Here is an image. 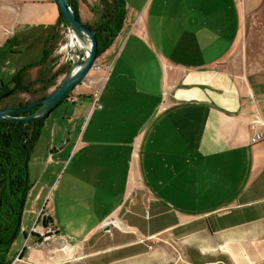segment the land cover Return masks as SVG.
Returning a JSON list of instances; mask_svg holds the SVG:
<instances>
[{
    "label": "crops",
    "instance_id": "obj_1",
    "mask_svg": "<svg viewBox=\"0 0 264 264\" xmlns=\"http://www.w3.org/2000/svg\"><path fill=\"white\" fill-rule=\"evenodd\" d=\"M52 2L0 0V86L25 65L30 80L52 73L64 48L78 45L67 37L39 63L46 41L63 32L59 12L52 30L26 38L25 19ZM124 2L122 28L95 59L102 70L71 90L69 155L52 160L63 152L55 136L68 128L56 123L44 167L31 164L32 195L55 166L44 213L58 232L29 246L28 259L34 248L45 260L59 242L92 262L171 264L175 243L198 264H264V71L241 76L229 65L246 15L264 0ZM75 3L84 23H98V0ZM255 132L263 136L251 142ZM114 218L120 225L105 231Z\"/></svg>",
    "mask_w": 264,
    "mask_h": 264
},
{
    "label": "rangeland",
    "instance_id": "obj_2",
    "mask_svg": "<svg viewBox=\"0 0 264 264\" xmlns=\"http://www.w3.org/2000/svg\"><path fill=\"white\" fill-rule=\"evenodd\" d=\"M56 10H57V7H56L54 2H52L51 4L50 3L47 4V6L43 5V4H40V6H36L34 8L35 15H30L29 17H27L25 19L26 22H29V24L25 28V30H27V31L24 30L25 38L27 36V33L31 37L33 34L40 32V30L45 28L46 26H47V29L50 28L52 30L55 23H56V21H55L56 20L55 19V11ZM245 20H246V24L244 27L242 39L240 41V45L238 46V49H237L236 53L234 54V56L232 57V59L230 60L231 62L229 64L231 70L236 72L237 74H239L241 76H244V74L248 71H264V2L262 3V5L259 9L248 13L246 15ZM66 33H67V29H64L63 32H61L60 37L58 39L54 40V42L52 43V45L50 47V52H51L50 54L55 53V55H56L57 50L60 49V46L67 43ZM70 49L71 48H69V49L64 48V50L66 51L65 56L69 57L70 55L71 56L74 55L73 54L74 49L73 48L71 50ZM31 55L32 54L27 53L24 56H31ZM64 59H66V58H64ZM64 59H62L63 62L61 61L60 65L66 64V60H64ZM94 63L97 65L96 61ZM46 64H47V62H46ZM93 70H100L101 71L102 67L100 66L99 69L91 68L90 71L88 72V74L84 77V79H83L84 81L87 80V77L89 78L90 73ZM45 71H44V73H47ZM25 78L27 80H29V82L31 81L26 76H25ZM58 78L55 81L56 85L61 80V78L60 79H58ZM81 82L79 84H81ZM41 93H42V91H40L38 94H41ZM73 93L74 92H72V91L69 92V94H71V96H73ZM75 104L76 103H73L69 99L63 98L52 109L50 114L44 118L45 125L41 129L40 135L35 141L34 152L32 153V162L35 159H38V161H39V164H38L39 166L37 168H39V167L43 168L44 167V163L42 161L43 157L41 155L45 152V148L47 147V145H46L47 139L50 138L52 135L50 129L52 128L54 130V132H56V133H54L55 135L58 133L55 130L56 123H59V125L62 128L64 127V129L66 127H68V128L65 129V131L63 130L64 132H61V134H59V137H57V135L55 136L56 137L55 138L56 139V143H55L56 150L59 151L62 149L63 152L61 154L55 153L53 155L52 160L56 159V157L60 158V157H64L66 155L67 156L69 155V152L71 150V146H72L74 141H71L67 144L65 143L66 140L70 136L71 137L73 136V135H70L72 133V129H73V124H72L73 122H72L71 118H68V116L71 113V108L73 106H75ZM77 129H78V127H76V130ZM74 133H77V131H75ZM74 136H76V135H74ZM52 139H53V137H52ZM68 160H69V157H68L67 161L65 162L63 169L66 167ZM72 166H77V159H74L72 161ZM63 169L60 171L56 180L60 177L61 173L63 172ZM54 171H55L54 164H52L48 170L45 169L44 176L42 177V179L40 178L38 181V186H37L38 191L36 189L34 191V194L32 195L33 197L36 196L35 199L33 200L35 202L32 203L33 205L30 207L28 213L26 214V223H25V228H26L25 230H26L28 236L26 238L24 237V239L20 240L16 246V250L17 249L20 250L22 248V246H25V249H23V250L21 249L20 254H18V252H16L14 254V256L17 258V260L15 261V264H116L115 261H113V262L107 261V260H109V257H110L109 255H104V256H102V258H100L99 260H96L95 262H92L89 260L87 261L83 258L84 255H82L79 252L80 250L78 248L72 249L68 246L65 247L63 245V243H59V242L58 243L54 242L50 245V247H48V250L50 253L48 252L49 255H48V257L45 258V260L37 257V254H36L37 249H34V248L32 250V253L30 254V256L32 258L28 259V254L30 252L29 250L31 249L29 246H32V244L34 242V239H33L34 237L32 235H30V227L37 221H38L37 223H42L41 219L47 218L46 217L47 215L44 212H47L48 208H50V205L53 204V201L51 199H49V203H46V201L48 200V197L50 196V191H52V187H50L49 184L52 181V177H53L52 175L54 174ZM67 173H68V171L65 172L64 176H67ZM74 173H77V172L74 171ZM48 188H49V191L47 192ZM43 193H45L46 198L43 202H41L40 197L43 195ZM54 193H56V192L55 191L52 192V197H53ZM45 203H46V205H45ZM38 215H40L39 220L37 219ZM114 219H116V218H114ZM115 221L116 222H113V223L112 222L106 223L103 227L105 229V231H109L110 229H117L116 226L118 227V225H120V224L118 223L117 219ZM53 235H55V234L50 235V237ZM50 237H48V240L50 239ZM42 242H45V241H40L39 239L36 238V242L34 244H39ZM172 248H173L174 260L172 261L171 264H198L197 261H194V260H196L195 259V256H196L195 253H192L191 251L185 255L178 253L175 243L172 246ZM9 260L11 261V259H9ZM206 264H223V263L212 261V262H209Z\"/></svg>",
    "mask_w": 264,
    "mask_h": 264
},
{
    "label": "flooded vegetation",
    "instance_id": "obj_3",
    "mask_svg": "<svg viewBox=\"0 0 264 264\" xmlns=\"http://www.w3.org/2000/svg\"><path fill=\"white\" fill-rule=\"evenodd\" d=\"M38 79V78H37ZM37 79H32L34 83ZM29 81V80H28ZM42 82L32 85V90L36 92L14 91L13 85L0 86V108L22 107L32 100L42 97L38 94ZM54 85L50 86L52 88ZM4 88V89H2ZM39 103L31 105L28 109L14 113L15 116H23L33 112ZM45 118V117H44ZM36 120V119H35ZM30 122L0 120V263L15 259L14 254L18 242L28 236L25 228L26 214L35 201L32 195V153L34 146L29 151V143L26 140L22 128L32 127ZM36 123L32 129L34 130ZM40 215H38V220ZM42 223L35 222L30 227V235L40 241H45L50 237V233L38 236V232L33 231L37 225L44 228L49 221L41 219ZM39 237V238H38Z\"/></svg>",
    "mask_w": 264,
    "mask_h": 264
},
{
    "label": "water",
    "instance_id": "obj_4",
    "mask_svg": "<svg viewBox=\"0 0 264 264\" xmlns=\"http://www.w3.org/2000/svg\"><path fill=\"white\" fill-rule=\"evenodd\" d=\"M53 1L67 32H72L78 42V45L74 47L73 58L69 59L65 56L68 66L66 72L62 75L60 82L50 88L43 97L32 100L22 107L0 108V120L30 122L48 116L60 100L84 79L95 62L97 39L94 30L76 16L70 0ZM36 103H39V106L33 112L23 116L14 115Z\"/></svg>",
    "mask_w": 264,
    "mask_h": 264
},
{
    "label": "trees",
    "instance_id": "obj_5",
    "mask_svg": "<svg viewBox=\"0 0 264 264\" xmlns=\"http://www.w3.org/2000/svg\"><path fill=\"white\" fill-rule=\"evenodd\" d=\"M70 2L72 4L73 9L75 10L76 16L80 19L78 7L75 3V0H70ZM99 4H100L99 8L101 11L100 19L97 24L90 26L91 29L94 30L97 39L96 57L99 55L100 52H102L109 46L112 39L120 31V29L122 28V24L126 12L124 0H99ZM61 22L64 23V21L61 18V15L59 14V23ZM55 38L56 37L54 35H51L50 39L46 41L43 49L42 57L40 58L39 63H45L46 60L50 57V53H51L50 47L54 42ZM53 66L55 65L53 64ZM27 67H29V65H25L23 68L18 69L14 73L10 81V83L13 85V90L14 91L25 90L27 92H36V90L35 91L32 90L31 88L32 85L36 82H42L39 91L43 92L42 93L43 94L42 97H43L46 94V92L49 90L50 86L56 85L55 81L57 80V77L62 73H65L68 66L67 64H62L59 67H56L52 71V73H40L38 79L34 81V83L29 82L23 74V72ZM69 92L63 98H66ZM43 121L44 118H39L36 119L33 123H31L32 127L34 126V123H36L34 130L32 129V127H28V129H26L25 127L22 128V133H24V136L29 143V151H31V148L35 144L36 139L40 135ZM23 249H25V247L22 248V250ZM8 262H10V260L5 261L4 263H8Z\"/></svg>",
    "mask_w": 264,
    "mask_h": 264
},
{
    "label": "built area",
    "instance_id": "obj_6",
    "mask_svg": "<svg viewBox=\"0 0 264 264\" xmlns=\"http://www.w3.org/2000/svg\"><path fill=\"white\" fill-rule=\"evenodd\" d=\"M60 27H61L63 30L66 29V27H65V25H64L63 22L60 23ZM61 49H62V45L60 46V49H59V50H61ZM68 58H69V59H72L73 56L70 55ZM92 68L99 69L100 66H99V65H96V64L94 63L93 66H92ZM57 78H58V77H57ZM83 83H85L84 80L81 82V84H83ZM66 99H69L70 101H73V100H74V96H71V94H68L67 97H66ZM94 103H95L96 106H99V105L97 104V95H96V94H95V97H94ZM262 136H263V135H262L261 132H255L254 135L251 137V142L259 141V140L262 138ZM110 222L113 223V220H109V221L106 222V223H110ZM32 229H33V231L38 232V236L45 235L47 232L50 233L51 235H52V234H57V232H58V228L55 227L51 222H49L44 228H41L40 226L37 225L36 227H33ZM38 238H39V237H38ZM44 239L46 240V237H45ZM16 260H17V258L11 260V261L8 262V263H0V264H15V261H16Z\"/></svg>",
    "mask_w": 264,
    "mask_h": 264
},
{
    "label": "bare ground",
    "instance_id": "obj_7",
    "mask_svg": "<svg viewBox=\"0 0 264 264\" xmlns=\"http://www.w3.org/2000/svg\"><path fill=\"white\" fill-rule=\"evenodd\" d=\"M67 37H68V40H69V43L73 44V45H76V40H75V37L73 36V33L72 32H67L66 33ZM113 222H116L115 220H113Z\"/></svg>",
    "mask_w": 264,
    "mask_h": 264
}]
</instances>
